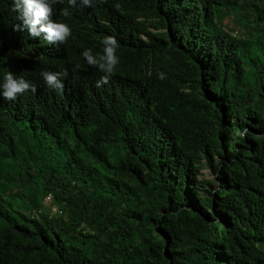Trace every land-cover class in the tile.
Returning <instances> with one entry per match:
<instances>
[{
  "label": "trees",
  "instance_id": "trees-1",
  "mask_svg": "<svg viewBox=\"0 0 264 264\" xmlns=\"http://www.w3.org/2000/svg\"><path fill=\"white\" fill-rule=\"evenodd\" d=\"M54 14L70 43L116 35L124 67L59 110L41 89L40 106H0V264H264V0H64ZM13 17L0 0V76L37 50ZM101 122L112 153L79 136ZM48 194L64 217H47Z\"/></svg>",
  "mask_w": 264,
  "mask_h": 264
},
{
  "label": "clouds",
  "instance_id": "clouds-1",
  "mask_svg": "<svg viewBox=\"0 0 264 264\" xmlns=\"http://www.w3.org/2000/svg\"><path fill=\"white\" fill-rule=\"evenodd\" d=\"M65 1L72 6L91 7L102 5L108 0ZM63 2L64 0H9L14 16L9 27L14 28L15 31L27 28L30 37L29 41L25 42L35 45L37 50L30 49L32 61L26 62L18 70L8 71L0 76V106L11 105L18 98L24 101L29 98L32 103L40 106L37 90L41 89L44 93V101L51 104L55 110H59L74 94L82 98L95 96L117 73L121 72L124 65L123 62H119L117 55L120 41L116 35L106 33L100 39L91 36L84 42L70 43L72 28L67 21L54 14V5ZM115 7L118 9L120 5L116 4ZM69 14L67 8L62 10L64 17ZM136 21L139 22L138 18ZM146 39L143 33L138 35L139 42ZM159 78L164 79V73H160ZM74 124L75 131L87 130L86 123L74 122ZM112 126L101 122L91 129V134L79 136L83 137L95 152L112 153L115 151L110 130ZM3 130L4 117L0 112V135ZM94 160L89 157L85 162L88 165ZM96 166L101 167V164L97 162ZM44 206L49 209L45 212L49 219L65 215L55 203L52 194L45 197ZM31 217L38 218L35 215Z\"/></svg>",
  "mask_w": 264,
  "mask_h": 264
},
{
  "label": "rangeland",
  "instance_id": "rangeland-1",
  "mask_svg": "<svg viewBox=\"0 0 264 264\" xmlns=\"http://www.w3.org/2000/svg\"><path fill=\"white\" fill-rule=\"evenodd\" d=\"M198 178L203 181V180H206V181H211L213 180V177L211 176L210 172L208 169L206 168H202L200 170V174L198 175ZM47 207V206H46Z\"/></svg>",
  "mask_w": 264,
  "mask_h": 264
}]
</instances>
